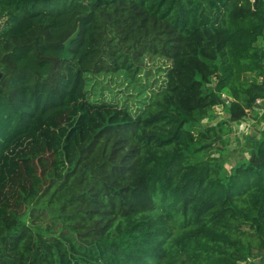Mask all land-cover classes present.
<instances>
[{
  "label": "trees",
  "instance_id": "16d2710c",
  "mask_svg": "<svg viewBox=\"0 0 264 264\" xmlns=\"http://www.w3.org/2000/svg\"><path fill=\"white\" fill-rule=\"evenodd\" d=\"M0 17V264H264V133L230 168L201 158L264 97V0H0ZM37 208L71 235L37 231Z\"/></svg>",
  "mask_w": 264,
  "mask_h": 264
},
{
  "label": "rangeland",
  "instance_id": "374dc122",
  "mask_svg": "<svg viewBox=\"0 0 264 264\" xmlns=\"http://www.w3.org/2000/svg\"><path fill=\"white\" fill-rule=\"evenodd\" d=\"M6 17H0V27L5 22ZM249 78H252L251 75L248 74ZM113 81L111 82V87L115 88L113 85ZM109 88L105 90L107 96L111 95ZM119 94V93H118ZM121 95V93L119 94ZM117 96L116 98H118ZM213 118L204 121V124H215L219 121L225 120L228 118V112L224 108L223 105L217 106L212 113ZM249 118H245L243 123L239 125L231 124L230 128L232 129L229 134L226 133L223 136V139L227 142V144H221V142L216 143L211 152L205 153L201 156V158H206L208 155L212 154L214 156L222 155L223 160H225V166L230 168L232 164L237 161L248 158L250 149L257 144L260 135L264 133V116L261 115V112H249ZM228 124V123H227ZM229 125V124H228ZM217 147H221L220 151L217 150ZM28 222L40 233H42L45 237L53 238V237H62L64 233L70 234L67 230H65L60 222L49 215L44 209L37 208L32 209L29 213ZM72 237L75 239V236L72 234ZM76 243H78V248L82 249L85 252H90L96 256H98V251L92 247H84L81 248L79 242L75 239Z\"/></svg>",
  "mask_w": 264,
  "mask_h": 264
},
{
  "label": "built area",
  "instance_id": "2783aa9c",
  "mask_svg": "<svg viewBox=\"0 0 264 264\" xmlns=\"http://www.w3.org/2000/svg\"><path fill=\"white\" fill-rule=\"evenodd\" d=\"M262 81H264V77H262ZM262 107L264 109V97H258L255 101V108Z\"/></svg>",
  "mask_w": 264,
  "mask_h": 264
},
{
  "label": "crops",
  "instance_id": "0c3cea01",
  "mask_svg": "<svg viewBox=\"0 0 264 264\" xmlns=\"http://www.w3.org/2000/svg\"><path fill=\"white\" fill-rule=\"evenodd\" d=\"M261 44H263V46H264V36L262 37V39H261V42H260ZM255 111H259V112H261V115H263L264 116V109L262 108V107H257V108H254V110L253 111H251V112H255ZM249 116V114L247 115V119L249 118L248 117ZM250 119V118H249ZM246 120V119H245ZM244 120V121H245ZM241 123H243V121L241 122Z\"/></svg>",
  "mask_w": 264,
  "mask_h": 264
},
{
  "label": "water",
  "instance_id": "95a60500",
  "mask_svg": "<svg viewBox=\"0 0 264 264\" xmlns=\"http://www.w3.org/2000/svg\"><path fill=\"white\" fill-rule=\"evenodd\" d=\"M254 1V3H255V7L257 6V3H258V0H253ZM0 77H1V75H0ZM225 100H227V98H225Z\"/></svg>",
  "mask_w": 264,
  "mask_h": 264
}]
</instances>
